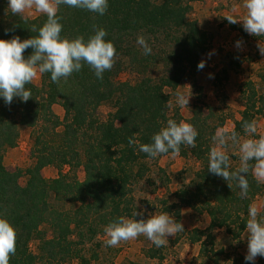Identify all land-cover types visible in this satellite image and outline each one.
<instances>
[{"label": "trees", "instance_id": "16d2710c", "mask_svg": "<svg viewBox=\"0 0 264 264\" xmlns=\"http://www.w3.org/2000/svg\"><path fill=\"white\" fill-rule=\"evenodd\" d=\"M194 1L200 0H109L102 16L66 5L59 7L62 37L83 36L87 40L94 34V26L104 28L105 39L113 43L116 55L103 79L96 78L94 70L84 64L79 72L56 83L49 73L40 74V86L33 82L26 85L32 95L27 102L14 98L8 105L0 99V216L7 218L16 230V253L10 257V264H63L73 259L77 264H90V258L83 254L84 244L113 220L132 216L133 186L149 171L146 161L153 159L140 152L139 145L150 143L152 135L165 127L167 120L179 123L177 111L168 113L166 90L175 89L186 75L195 78L200 57L209 49L208 33L187 17ZM6 9L7 0H0V39H29L37 35L31 31L33 25L38 28L47 20L45 14L27 18L12 16ZM141 36L152 49L150 55H144L137 43ZM32 51L27 49L25 57ZM158 65L163 70L154 76L152 70ZM123 69H131L137 79L116 81ZM220 73L224 75L221 79ZM226 74L224 68L217 73L214 86L226 80ZM260 80L261 89L252 81L241 85L242 109L230 133L243 136L244 122L264 120V74ZM193 84L196 87V82ZM109 100H115L114 111L102 119L97 108ZM55 104L62 107V118L54 113ZM219 111V107L203 103L201 97L192 106L188 123L198 131L196 144L181 145L179 154H192L200 169L188 185L175 192L177 203L173 204L178 207L174 212L177 222L181 206L208 215L206 228H193L186 233L191 243L199 244V254L211 264H220L223 254L214 248L213 231L223 228L239 238L246 229L249 205L264 192V184L257 182L251 170L247 174L246 195L235 184L230 188L223 178L208 172L212 136L226 120ZM22 126L31 129L33 163L24 170L11 171L4 166L3 155L17 144ZM130 138L135 141L133 145H129ZM228 157L230 171L238 169L240 156ZM249 163L254 165L255 161ZM51 165L59 169L58 176L46 179L41 171ZM64 165L82 167L84 179L61 173ZM23 174L27 179L21 185L19 178ZM53 199L75 207L56 208ZM44 224L48 225L50 236L42 231ZM33 239L38 241V253L29 248ZM146 256L158 258L152 248L147 249ZM244 256L236 254L231 264H245ZM256 264L264 263L256 260Z\"/></svg>", "mask_w": 264, "mask_h": 264}, {"label": "rangeland", "instance_id": "374dc122", "mask_svg": "<svg viewBox=\"0 0 264 264\" xmlns=\"http://www.w3.org/2000/svg\"><path fill=\"white\" fill-rule=\"evenodd\" d=\"M244 0H200L191 2V9L187 17L191 21H196L201 30L206 31L210 37L209 49L201 57L200 61L206 62L205 67L195 74V78L190 75L184 76V79L175 89H167L169 94V114L173 115L176 111L179 114V122L188 123L191 116L192 106L201 97L202 102L213 107H219L226 120L222 127L230 133L233 128V121L239 118L242 109V103L239 99L241 85L246 81H252L258 89H261L262 83L260 76L264 74V56L257 48L260 42L264 46V36L256 37L249 35L243 30L241 22L230 24L226 16L240 17L246 10L243 7ZM42 13L36 12L35 9H26L22 14L27 18H34ZM234 25L235 28L230 26ZM244 34V35H243ZM242 41V47H236L237 41ZM209 53H213L209 58ZM162 65H158L156 70H152L154 76L162 72ZM226 69V80L218 82V87L214 86V76ZM212 74L213 78H209ZM223 78V74H219ZM116 81L134 82L137 76L131 69L121 70L115 77ZM35 85L40 86V73L32 81ZM193 82H196L194 87ZM184 93L189 97L187 106H179L176 102V94ZM114 101L109 100L101 103L97 108V113L102 119L114 111ZM53 111L59 118L63 117V109L58 104L53 105ZM219 111V112H221ZM256 118L255 124L257 132L254 137L246 134L240 136L241 141L247 138L259 139L264 136V125ZM261 125H259V124ZM61 128H58L60 130ZM32 138L31 129L20 127L17 144L12 148H7L4 152L3 164L8 170H24L33 163L31 157ZM226 154L240 156L239 147L229 141L225 149ZM149 171L145 176L137 181L133 186L134 208L131 217L136 212L144 211V217L167 213L174 218V212L177 206V197L175 192L189 184L193 180L195 172L200 169V163L192 155L183 156L181 154L172 155L161 154L156 158L147 160ZM235 163V162H233ZM61 173L73 176L78 180L84 179L82 167H73L64 165L60 169ZM59 169L55 166H45L41 174L46 179L56 178ZM27 177L23 174L19 178L21 185H24ZM264 183V182H262ZM56 208L71 210L75 204L68 202H58L51 200ZM250 205L257 206L261 213L264 214V192L258 194L252 200ZM248 217V214H247ZM141 217H137L140 219ZM180 222L184 225V232L168 237V243L161 248L155 247L151 241L141 235L135 239L122 241L115 247H106L107 237L104 230L97 233L95 238L84 244L83 254L90 258V264H111L115 261L117 264H211L210 260L199 254V244L191 243L187 239V231L193 228L204 229L209 223V217L206 212L197 213L187 206L180 207ZM46 236L51 232L48 225L41 226ZM215 236V249H221L223 254L219 257L220 264H231V259L236 254L245 255L247 253V230L245 229L241 236L235 239L232 235L227 234L223 228H217L213 231ZM38 241L33 239L29 243V248L33 253H38ZM152 248L158 258H148L147 249ZM256 260L264 263V257L258 256ZM63 264H77L76 260H69Z\"/></svg>", "mask_w": 264, "mask_h": 264}, {"label": "clouds", "instance_id": "9594fccd", "mask_svg": "<svg viewBox=\"0 0 264 264\" xmlns=\"http://www.w3.org/2000/svg\"><path fill=\"white\" fill-rule=\"evenodd\" d=\"M61 5L71 8L84 9L89 12L104 15L109 7V0H7V13L12 16L22 15L26 9H35L36 12L47 16L46 22L31 31L36 36L21 40L19 36L11 39H0V99L10 105L14 98L27 102L31 91L26 87L40 74L49 73L52 82L67 79L74 72H79L87 64L96 78L103 79L105 71L113 67L116 49L110 40H106L107 31L94 26V34L87 40L83 36L75 38L62 37L63 25L57 11ZM245 14L240 17L226 16L230 24L241 22L243 30L249 35L264 36V0H244ZM8 31L7 29L5 30ZM137 43L143 48L144 55H150L152 49L141 36ZM242 41L236 42V47H242ZM31 48L33 51L25 57L24 53ZM257 48L264 56V46L259 42ZM213 53H209V58ZM206 65L201 60L197 68L202 70ZM209 78H213L209 74ZM188 95L178 92L176 102L179 106H187ZM244 132L249 137H254L257 132L255 122H244ZM198 131L190 123L169 119L166 126L162 127L151 137V142L139 145V151L150 158L161 154L178 155L181 145L195 147ZM213 147L208 153L209 173L223 178L231 188L233 184L246 195L248 191L247 174L251 170L258 183L264 182V136L259 139L247 138L241 141L239 134L231 133L224 129H217L212 136ZM236 144L240 152V165L238 169L230 171L229 157L225 149ZM135 143L131 138L129 145ZM250 161H255L250 165ZM134 218L119 217L104 228L107 237L106 247H115L122 241L145 236L157 248L168 243V237L184 232V225L177 222L167 213L144 217V211L133 214ZM141 217L137 219V217ZM247 230V253L244 256L245 264H256L258 256L264 257V214L257 206L249 205ZM16 253V230L10 221L0 216V264H10V257Z\"/></svg>", "mask_w": 264, "mask_h": 264}, {"label": "crops", "instance_id": "0c3cea01", "mask_svg": "<svg viewBox=\"0 0 264 264\" xmlns=\"http://www.w3.org/2000/svg\"><path fill=\"white\" fill-rule=\"evenodd\" d=\"M235 119H238V118H235ZM259 121V123H262L263 125H264V121H261L260 119L258 120ZM258 123V124H259ZM259 125H261V124H259ZM264 184V183H263ZM115 264H117V262L115 261Z\"/></svg>", "mask_w": 264, "mask_h": 264}]
</instances>
